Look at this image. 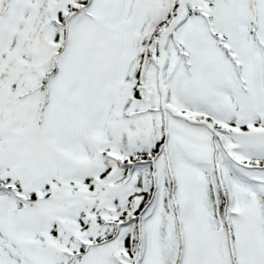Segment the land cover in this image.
Returning a JSON list of instances; mask_svg holds the SVG:
<instances>
[{
	"label": "snow or ice",
	"instance_id": "snow-or-ice-1",
	"mask_svg": "<svg viewBox=\"0 0 264 264\" xmlns=\"http://www.w3.org/2000/svg\"><path fill=\"white\" fill-rule=\"evenodd\" d=\"M0 264H264V0H0Z\"/></svg>",
	"mask_w": 264,
	"mask_h": 264
}]
</instances>
